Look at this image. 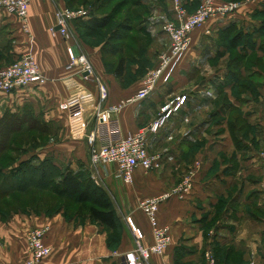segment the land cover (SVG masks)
<instances>
[{
    "label": "crops",
    "instance_id": "crops-1",
    "mask_svg": "<svg viewBox=\"0 0 264 264\" xmlns=\"http://www.w3.org/2000/svg\"><path fill=\"white\" fill-rule=\"evenodd\" d=\"M201 1L180 0L189 13ZM101 2L30 0L28 34L17 16L0 9V69L31 54L47 80L0 96V121L7 113L29 110L45 124L61 128L50 136L57 144L22 157L14 167L38 156L52 158L58 166L62 162L75 172L80 166L89 168L88 138L98 128L99 138L109 133L123 139L171 112L165 125L147 138L148 152L158 160L150 170L138 168L131 184L119 180L115 165L101 167L100 179L94 182L102 181L109 193L118 215L116 230L85 215H70L66 208L0 218V264H26L28 233L44 227H49L45 244L52 252L40 264H129L139 244L145 249L154 244L141 203L167 194L189 178L192 188L183 199L172 197L158 208L157 221L170 228L172 245L162 255H150L147 264H206L207 254L220 264H264V0L247 3L233 15L212 18L193 31L171 82H158L146 100L126 105L113 116L117 121L113 129L101 124L108 123L98 113L145 88L148 72L170 48L162 27L176 15L174 0H136L133 8L142 18L137 31L152 42L141 55L148 58L147 67L141 71L142 61L126 65L119 77L102 63L104 45L82 44L95 69L92 76H85L79 67L68 68L73 44L55 33V16L67 5L100 10ZM78 23L72 25L75 32L81 27ZM249 59L252 66L245 65ZM98 79L109 91L103 104ZM62 105L68 109L62 110ZM133 227L141 230L142 240Z\"/></svg>",
    "mask_w": 264,
    "mask_h": 264
},
{
    "label": "built area",
    "instance_id": "built-area-1",
    "mask_svg": "<svg viewBox=\"0 0 264 264\" xmlns=\"http://www.w3.org/2000/svg\"><path fill=\"white\" fill-rule=\"evenodd\" d=\"M260 0H248L245 3H229L217 0H204L200 8L194 14H188L180 0H174V12L176 19L168 21L163 25V32L171 41V47L168 52L161 55L158 65L148 72L145 88L142 89L134 97L120 102L112 106L107 111L99 112L98 117L104 115L105 121L110 125L111 129L117 125V121L113 118L124 110L125 106L136 101H143L149 97V94L158 82L167 84L171 82L174 74L183 62L185 55L190 47L192 33L197 29L204 28L205 24L215 17H227L235 14L245 4L257 2ZM30 0H0V9L17 16L22 24L25 33H30L29 23ZM89 12L86 10H73L67 7L57 10L55 21V33L60 34L66 40L72 41L73 46L70 48V65L69 69L79 67L83 73L92 76L95 72L94 66L89 61L88 56L83 52L82 45L72 29V25L77 20H87ZM99 91L101 104L105 103L109 98V91L105 84L99 80ZM47 82L41 72V68L35 57L26 54L16 60L14 64L0 70V96L11 94L17 90L30 87L32 85L40 86ZM187 97H183L177 108L183 105ZM62 110H67V105L61 106ZM171 112L160 117L149 127L139 130L136 134L127 138L108 137L99 138L102 132L101 128L91 134L88 138L90 147V164L94 168L101 165H115L117 175L120 181L125 184L133 182L134 173L138 168L150 170L156 165L157 157L149 154L147 149V138L149 133H156L165 125L167 118ZM99 133V134H98ZM264 158V150L261 153ZM96 181V177H93ZM264 184V182H263ZM192 188L191 179H187L183 184L174 188L167 194L144 200L141 203V209L148 217L154 244L151 248L145 249L138 245L136 255H130L129 264H147L150 255H162L172 245V236L170 228L162 227L157 221V212L159 206L172 197L183 199ZM139 240L143 239L141 230L133 227ZM49 231V227L34 229L28 233L27 244L29 252V260L26 264H40L50 256L52 250L45 244V238ZM206 264H219L216 258L206 255ZM247 264H257L251 261Z\"/></svg>",
    "mask_w": 264,
    "mask_h": 264
},
{
    "label": "trees",
    "instance_id": "trees-1",
    "mask_svg": "<svg viewBox=\"0 0 264 264\" xmlns=\"http://www.w3.org/2000/svg\"><path fill=\"white\" fill-rule=\"evenodd\" d=\"M65 7L77 10V8L69 5ZM77 22L86 30L101 32L110 28L113 19L110 15L99 17L94 12L89 11V18L86 21L77 20L75 24ZM128 22L122 23L119 28L113 31L110 41L106 42L102 48L104 57L117 58L115 73L119 77L123 75L128 63V57L126 56L127 42L134 31V28ZM141 24L142 18L135 26L136 31ZM77 33L75 32L82 45L83 43ZM237 40L238 38L233 42L236 43ZM143 51L141 50V52ZM35 124L47 126L29 110L18 114L7 113L0 121V129L4 128L5 130L2 135L0 134V158L7 151L10 136L14 133L34 130ZM16 163L9 167L0 168V175L5 176L0 181V197L18 196L30 190L51 192L60 199H73L78 204L85 206L87 209V215L85 216H88L91 221L99 223L109 230L118 228V215L110 196L102 186L86 177L87 172L82 174L70 168L64 170L52 158L43 161H25L18 167H14Z\"/></svg>",
    "mask_w": 264,
    "mask_h": 264
},
{
    "label": "rangeland",
    "instance_id": "rangeland-1",
    "mask_svg": "<svg viewBox=\"0 0 264 264\" xmlns=\"http://www.w3.org/2000/svg\"><path fill=\"white\" fill-rule=\"evenodd\" d=\"M203 1L204 0L201 1L198 8L194 12L189 13L187 11L188 14H194L195 12H197ZM247 1L248 0H223L221 2L243 4ZM135 2L136 0H102V6H103L102 9L96 10L97 8H95L94 11L92 12H94L99 17L110 15L113 19L110 28L108 30H102L101 32H99V31L86 30L85 28L83 30L82 27H79L77 28L78 31L77 34L80 37L81 42L85 44L87 47L97 48L98 46L104 45L106 42H109L112 32L115 31L117 28H119V26L122 23H126L127 21H129L128 24H130L134 28V31L130 36V40L127 42V49H126L127 51L126 56L128 57L127 67L131 65H135L139 61H142L144 64L143 65L140 64V68L142 69L141 71H143L144 67L146 68L148 65V58H143L141 57V55L143 54V52H146L150 48L152 42L149 40L147 36L135 30V26L137 23H139L138 19L140 18L139 16L140 12L133 8ZM128 5L131 6L130 9L125 8ZM170 47H171V41H170ZM141 50L144 51L141 52ZM163 53H161L160 56L158 57V62L156 66L158 65L160 57ZM14 62L12 61L6 64L5 67L14 64ZM116 62H117V58L104 57V56L102 57V63L104 64L106 69L110 71H115ZM252 64H253V60L251 59L245 62L246 66H252ZM261 69L264 71V64L261 67ZM34 127H35L34 130L25 131L21 133L20 132L14 133L12 136L9 137V141L7 143V151L3 153L0 158V168L12 166V164L21 160L22 157H25L29 154L36 153L42 150H46L52 144H57L55 139H51L50 136L55 137L56 134H59L61 132L60 126L58 125L55 126L54 124L47 126H39V124H35ZM3 132H5V130L4 128H1L0 134L2 135ZM36 160L43 161V159L38 156H36ZM62 165H64V163L62 164V162H60V166ZM64 166H65V168H63L64 170L70 167L67 165ZM102 166L104 165L99 166L97 169L91 166V164L89 168L87 167L82 168L80 166L78 167V170H76V172H81L82 174L84 172H87L86 177L87 178L89 177L91 180L94 181V179L91 178V172H92L93 177H96V180L97 178L99 180L100 169ZM3 177L5 176L0 175V181H2ZM99 183L102 186V181ZM59 208H66V210L70 212V215H75V214L87 215V209L85 206L78 204L73 199H68V198L60 199L51 192H42V191L39 192L37 190L36 191L30 190L29 192L18 196L0 197L1 219H6L7 217H10L15 213H20V212L33 211L37 214H40V213L53 212Z\"/></svg>",
    "mask_w": 264,
    "mask_h": 264
},
{
    "label": "water",
    "instance_id": "water-1",
    "mask_svg": "<svg viewBox=\"0 0 264 264\" xmlns=\"http://www.w3.org/2000/svg\"><path fill=\"white\" fill-rule=\"evenodd\" d=\"M88 75H89L88 73L85 74V76H88Z\"/></svg>",
    "mask_w": 264,
    "mask_h": 264
}]
</instances>
